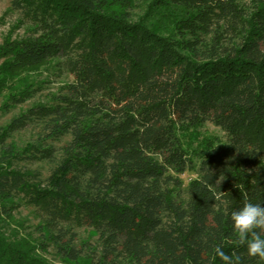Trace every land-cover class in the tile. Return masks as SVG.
Returning a JSON list of instances; mask_svg holds the SVG:
<instances>
[{
	"label": "trees",
	"instance_id": "obj_1",
	"mask_svg": "<svg viewBox=\"0 0 264 264\" xmlns=\"http://www.w3.org/2000/svg\"><path fill=\"white\" fill-rule=\"evenodd\" d=\"M12 9L0 45V121L17 110L0 125V264H224L217 246L233 264H264L230 219L245 202L264 206V0ZM49 69L61 86L34 100ZM20 208L39 220L32 231Z\"/></svg>",
	"mask_w": 264,
	"mask_h": 264
},
{
	"label": "rangeland",
	"instance_id": "obj_2",
	"mask_svg": "<svg viewBox=\"0 0 264 264\" xmlns=\"http://www.w3.org/2000/svg\"><path fill=\"white\" fill-rule=\"evenodd\" d=\"M18 18L17 12L12 9V0H0V45L3 41V38L7 37L8 35H13L12 32V26L15 24L16 20ZM21 31H16L18 34ZM54 72V71H53ZM53 72L49 70H42L40 74L37 75V78L39 81H45L41 87L36 93L34 100H41L44 99V97L51 93L58 92L60 86H61V79L53 74ZM29 103V102H28ZM28 103L23 105L22 108H26L28 106ZM17 113V110H14L10 114H8L6 117L1 119L0 125L8 121L10 118L14 116V114ZM210 130H213L215 132H219L218 129H216L214 126L209 124ZM29 136V132L21 133L17 136L18 140H26ZM21 168L26 167L27 169L32 170H40L42 174L46 177L48 175V167L43 164H26L21 163L19 165ZM182 180L185 184H187L190 180L195 178V174L193 173H185L181 176ZM31 210L20 208L19 212L21 213L22 218L28 219L27 223V229L26 231H32L33 226H35L38 223V219L35 217L33 213L30 212ZM78 234L82 239H85L88 235L87 231L81 229L78 230ZM46 258L54 263H57V257L54 255V251L52 248L48 250V253L45 254Z\"/></svg>",
	"mask_w": 264,
	"mask_h": 264
},
{
	"label": "clouds",
	"instance_id": "obj_3",
	"mask_svg": "<svg viewBox=\"0 0 264 264\" xmlns=\"http://www.w3.org/2000/svg\"><path fill=\"white\" fill-rule=\"evenodd\" d=\"M230 219L239 244H246L247 254L264 260V238L261 236L264 233V206L245 202L242 208L231 213ZM214 251L224 264H233L232 258L219 246ZM238 261L239 257L236 264Z\"/></svg>",
	"mask_w": 264,
	"mask_h": 264
}]
</instances>
